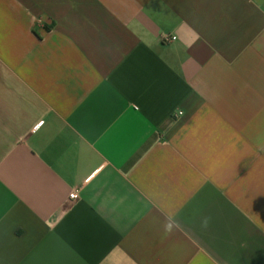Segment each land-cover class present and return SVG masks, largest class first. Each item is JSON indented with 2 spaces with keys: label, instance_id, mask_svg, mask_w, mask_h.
Instances as JSON below:
<instances>
[{
  "label": "crops",
  "instance_id": "obj_1",
  "mask_svg": "<svg viewBox=\"0 0 264 264\" xmlns=\"http://www.w3.org/2000/svg\"><path fill=\"white\" fill-rule=\"evenodd\" d=\"M0 264H264V0H0Z\"/></svg>",
  "mask_w": 264,
  "mask_h": 264
},
{
  "label": "built area",
  "instance_id": "obj_2",
  "mask_svg": "<svg viewBox=\"0 0 264 264\" xmlns=\"http://www.w3.org/2000/svg\"><path fill=\"white\" fill-rule=\"evenodd\" d=\"M176 39V36L174 35H170V34H165L162 36V41L163 42H166V43H169V42H172ZM178 115H182V112L179 111L178 112ZM42 125V122L38 125V126H41ZM70 198L72 200H77L79 198V190H74L71 194H70Z\"/></svg>",
  "mask_w": 264,
  "mask_h": 264
},
{
  "label": "clouds",
  "instance_id": "obj_3",
  "mask_svg": "<svg viewBox=\"0 0 264 264\" xmlns=\"http://www.w3.org/2000/svg\"><path fill=\"white\" fill-rule=\"evenodd\" d=\"M210 219V217H205L202 221L201 227L206 229L209 226Z\"/></svg>",
  "mask_w": 264,
  "mask_h": 264
}]
</instances>
